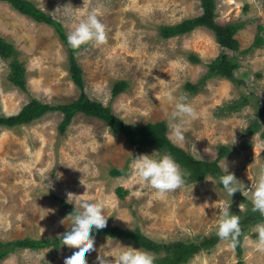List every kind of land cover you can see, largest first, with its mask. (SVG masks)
I'll return each mask as SVG.
<instances>
[{
    "label": "rangeland",
    "instance_id": "obj_1",
    "mask_svg": "<svg viewBox=\"0 0 264 264\" xmlns=\"http://www.w3.org/2000/svg\"><path fill=\"white\" fill-rule=\"evenodd\" d=\"M28 1L58 21L66 36L90 13L105 24L107 41L102 45L90 43L75 55L87 97L109 107L128 124L165 122L168 138L195 159L214 161L221 146L229 147L231 154L225 157L228 171L246 187L255 183L256 173L264 165V126L253 135L247 129L262 119L264 47L246 54L232 53L221 48L214 33L204 27L172 38L161 36L162 27L200 16V0ZM215 4L217 23H243L236 38L241 51L251 47L258 26L264 27V0H216ZM0 37L16 50L27 83V90L13 85L9 78L12 59L0 57V115H16L32 99L63 105L80 97L82 90L71 78L69 51L53 26L0 1ZM222 51L237 58L240 66L234 76L240 84L225 78L203 82L208 65ZM157 78L171 80V84ZM141 80L152 87L146 91L140 86ZM118 82L125 83V90L114 97ZM187 85H198L199 91L194 93ZM166 88H171L172 96L187 95L198 112L197 118L186 125L185 140L180 143L174 142L168 125L174 100L165 94ZM245 96L250 104L234 108ZM63 117L61 112L51 111L31 124L0 126V241L57 238L68 225L64 203L71 205L69 193L103 201L107 225L139 229L158 243H199L215 235L226 201L231 200L229 210L240 219L252 211L250 193L241 190L230 198L211 175L206 177L211 181L188 183L158 196L135 177L130 167L131 155H151L158 149H139L103 120L83 113H77L61 132ZM206 148L213 158L204 151ZM219 165L223 168V159ZM125 167L128 171L124 175L110 174L114 168ZM48 177L52 182L49 191ZM119 188L125 191L123 198L117 192ZM256 224L250 225L243 236L241 256L235 247L220 240L184 264H264V251L250 242L256 238ZM117 242L145 250L129 240L95 236V250L85 253L88 264H97L96 257L108 255ZM72 247L60 243L58 250L19 249L0 264H64L62 257ZM151 253L156 258L163 255Z\"/></svg>",
    "mask_w": 264,
    "mask_h": 264
},
{
    "label": "trees",
    "instance_id": "obj_2",
    "mask_svg": "<svg viewBox=\"0 0 264 264\" xmlns=\"http://www.w3.org/2000/svg\"><path fill=\"white\" fill-rule=\"evenodd\" d=\"M9 3L14 9L20 13L31 17L37 22L44 23L53 26L59 33L60 38L67 46L70 56V73L71 78L80 87L82 93L80 97L70 103L63 105H49L44 104L36 99H32L27 103L18 114L10 116L0 115V126L13 128L22 126L25 124H31L34 121L40 119L46 113L51 111H59L64 117L59 126V130L63 132L68 125L72 122L77 113H83L87 116L96 117L103 120L112 130L126 136L128 142L137 146L139 149L146 146H152L160 151L170 153L175 161L186 171L190 173L188 177V183L202 182L208 175L216 178L222 174V168L219 165L221 159L231 154L229 147L221 146L219 148L218 156L214 161H204L193 158L183 148L175 145L167 136V125L165 122L147 123L143 126H135L128 124L113 114L109 107H105L103 104L91 100L83 93V78L82 70L79 67L75 55L79 49L86 47L82 45L79 49H73L67 42V36L62 25L45 14L41 9L35 6V4L28 0H0ZM203 13L191 19L182 21L179 24L164 26L160 29V34L164 38H172L180 35H184L192 32L196 28L204 27L212 31L215 35L216 41L224 50L231 51L232 53L246 54L254 49L264 47V27L258 26L257 34L254 38L252 46L246 50H240V44L236 36L239 31L244 27L243 23L234 22L226 25H220L216 21V0H200ZM17 52L13 45L6 42L0 37V57L4 59H12L11 74L9 76L13 85H16L21 90H27V83L25 78V68L22 63L17 59ZM194 62H198L197 58H192ZM238 60L235 56L227 54L222 51L221 54L214 59L208 65V71L203 79V82L207 79L213 78H225L240 84L238 79L235 78L234 72L239 68ZM188 89L197 93L199 91L198 85H187ZM125 90V83L118 82L113 88V96H117L119 93ZM249 97L242 98L234 108L239 109L242 106L249 105ZM261 120L255 121L248 129L247 133L253 135L258 132L264 126V106H260ZM128 169L114 168L110 171L112 176H121L126 174ZM219 183V181H218ZM222 187V185L219 183ZM117 192L124 197L125 191L122 188L117 189ZM64 207L67 212L71 210V205L64 203ZM264 217H261L259 212L249 211L243 215V219H240L241 234L237 238L236 250L238 255H242V242L243 236L246 233L248 227L252 224L261 222ZM95 236H107L110 238L125 239L133 242L134 244L144 248L147 251L153 253H163L160 258L155 259V264H184L188 262L190 258L201 252L203 249H211L217 245L220 238L217 234L210 238L204 239L199 243L194 242H182L177 241L173 243H158L145 236L139 229L125 230L116 226L106 225L105 228L94 232ZM61 241L59 237L46 239V240H34L25 238L21 240L3 242L0 241V261L6 258L9 254L19 249H46L53 247L59 249Z\"/></svg>",
    "mask_w": 264,
    "mask_h": 264
},
{
    "label": "clouds",
    "instance_id": "obj_3",
    "mask_svg": "<svg viewBox=\"0 0 264 264\" xmlns=\"http://www.w3.org/2000/svg\"><path fill=\"white\" fill-rule=\"evenodd\" d=\"M107 39L106 26L95 13L88 14L86 19L75 24L73 30L67 35V42L73 49H79L82 45L90 43L102 45ZM157 80L163 81L165 85L171 84V80L167 82L158 78ZM152 85L147 80L140 81V86L146 91ZM171 92V88L165 89V94L174 100L173 109L168 114V125L171 135L174 137V142L180 143L185 140L186 125L197 118L198 112L193 104L189 102L187 95L172 96ZM193 148L196 151L194 145ZM204 151L211 153L213 158V153L209 148ZM197 154L198 158L202 159L198 152ZM215 155L217 156V150ZM131 157L130 167L134 171L135 177L141 183L154 189L158 196H164L188 185L190 173L182 170L170 153H160L158 150L151 155L139 154L134 157L131 155ZM204 179L211 181L212 178ZM47 180H49V177ZM218 181L222 185V190L230 198L234 193L241 192V190L250 193L252 211L259 212L261 217H264V165L259 167L255 183L250 187H246L241 180L236 178L234 173L228 171V165L225 158H223L222 174L218 177ZM46 184L49 191L52 188V182L49 180ZM194 185H192V189ZM69 195H71L73 201L71 202V210L66 215L68 225L64 227L63 232L58 237L65 247L72 245L75 247H72L70 253L64 255L62 259L64 264H88L85 253H91L95 250L94 232L105 228L107 225L108 217L104 213L105 204L101 200L88 198L82 194L69 193ZM230 205L231 200L226 201L224 207L220 210L216 222V234L220 240L228 242V246L234 248L237 238L241 234V227L240 217L230 212ZM253 231L256 233V238L250 242L257 250L264 251V221L258 222ZM108 257L112 259H107ZM155 259V255L149 251L141 248L137 249L131 245L123 246L117 242L114 247L112 246V251L108 255H98L96 262L97 264H155Z\"/></svg>",
    "mask_w": 264,
    "mask_h": 264
}]
</instances>
